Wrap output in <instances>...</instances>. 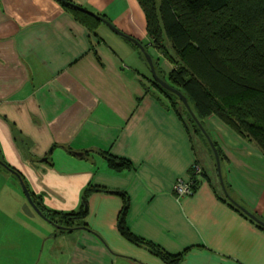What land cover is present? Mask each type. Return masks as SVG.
Here are the masks:
<instances>
[{
  "label": "crops",
  "instance_id": "0c3cea01",
  "mask_svg": "<svg viewBox=\"0 0 264 264\" xmlns=\"http://www.w3.org/2000/svg\"><path fill=\"white\" fill-rule=\"evenodd\" d=\"M69 1L141 43L165 75L172 70L152 46L137 0ZM132 44L102 22L90 30L57 0H0V160L46 209L87 208L86 226L56 231L43 218L39 225L24 194L27 202L13 196L14 216H22L13 233L0 230V261L9 252L15 260L4 264H166L118 231L127 202L128 230L181 254L179 264H264V229L226 201L214 157L152 85ZM203 125L222 153L229 195L264 221V153L216 116ZM103 153L132 167L112 171ZM194 164L203 169L194 193L176 198L174 182L188 180Z\"/></svg>",
  "mask_w": 264,
  "mask_h": 264
},
{
  "label": "trees",
  "instance_id": "16d2710c",
  "mask_svg": "<svg viewBox=\"0 0 264 264\" xmlns=\"http://www.w3.org/2000/svg\"><path fill=\"white\" fill-rule=\"evenodd\" d=\"M57 1L90 30L94 31L101 23L93 17V13L69 0ZM137 1L144 13L146 32L152 46L173 65L172 70L165 75L153 61L157 76L186 97L203 127L206 118L216 116L240 136L254 142L264 153V0ZM166 41L170 44L174 58L167 51ZM132 45L146 61L139 48ZM150 81L174 108H181L182 114L213 156L206 137L180 99L155 82L152 76ZM213 143L222 165V153L217 144ZM102 155L112 171L121 172L132 167L130 161L124 158L109 153ZM0 166L12 172L17 179L21 178L19 172L1 160ZM196 178H193L194 189L197 187ZM223 183L226 193L232 199L224 178ZM89 191L84 193V200ZM29 194L42 215L40 217L53 224L56 231L59 227L71 230L73 227L86 226L85 201L78 211L62 214L46 209L32 193ZM226 201L242 212L229 199L226 198ZM126 204L118 218L117 228L120 234L132 243L145 244L166 264H179L183 257L181 254H167L154 244L140 240L128 230L124 222ZM256 224L264 229V226Z\"/></svg>",
  "mask_w": 264,
  "mask_h": 264
},
{
  "label": "water",
  "instance_id": "95a60500",
  "mask_svg": "<svg viewBox=\"0 0 264 264\" xmlns=\"http://www.w3.org/2000/svg\"><path fill=\"white\" fill-rule=\"evenodd\" d=\"M93 17L97 18L98 20H100L103 24H105L108 28H110L115 34L129 40L130 42H132L135 46H137L139 48V50L143 53L146 62L148 64V67L150 69V74L153 78V80L155 82H157L160 86H162L164 89L174 93L182 102V104L186 107V109L188 110V112L190 113V115L192 116L193 120L196 122V124L198 125V127L200 128L201 132L204 134V136L206 137L209 146L213 152V156L215 159V164H216V169H217V174H218V179L220 182V185L222 187V190L224 192V195L226 196L227 199L230 200V202L234 203L244 214H246L250 219H252L253 221H255L256 223L260 224L261 226H264V221H261L260 219H258L255 215H253L252 213H250L248 210H246V208L238 205L236 202H234L232 199H230V197L228 196V194L225 191L224 188V183H223V178H222V173H221V165H220V158L218 155V152L216 150V147L214 146V143L212 141V139L210 138V136L208 135L207 131L205 130V128L200 124V122L198 121L196 115L193 113V111L191 110L188 101L186 99V97L177 89L171 87L167 82H165L164 80H162L160 77L157 76L155 68H154V64H153V60L151 58V56L146 52L145 48L134 38L129 37L125 34H123L122 32H120L116 27H114L110 22H108L106 19L96 15V14H92ZM79 156H82L81 153L78 154ZM43 161H47V158H44ZM19 185L21 187V190L23 191V194L25 195L28 203L30 204V206L34 209V211L42 217L40 211L34 206L32 199L30 197L29 191L26 188L25 184L23 183L22 179L19 178Z\"/></svg>",
  "mask_w": 264,
  "mask_h": 264
},
{
  "label": "rangeland",
  "instance_id": "374dc122",
  "mask_svg": "<svg viewBox=\"0 0 264 264\" xmlns=\"http://www.w3.org/2000/svg\"><path fill=\"white\" fill-rule=\"evenodd\" d=\"M172 54H173V52H172ZM182 108H184V110H185V107L183 105H182ZM5 176H8V175H5V173L0 171V192L3 189L2 187H4V190H5L3 192V194H1V196H0V216H5V219H3V217L1 219V217H0V230L2 227L3 228L8 227L7 232L10 231L11 233H13L15 230V227L18 223L17 221L19 219L21 220L22 214L19 213L18 218H16L14 216V214L18 212V210L16 209V208H18V202L16 201V199H12V198L15 195H19L21 202H27V201L23 195V192L21 191V189L19 187V184L17 182H15V180L10 178L9 176L7 178ZM14 186H15V188H14ZM14 190H16V193ZM12 191H14V193H12ZM31 208L32 207L28 204V210H31L33 212V210ZM38 218H39V220H38L39 225L45 224V222L43 221V219L41 217L38 216ZM5 222L7 223V225H3ZM36 227L39 229V232H38L39 236H41V234L44 233L43 227H41V226L39 227L38 225ZM46 247H47V245L44 246L45 249H46ZM40 248H41V245H40ZM1 256H2V261H0V264H4L5 261L7 263L8 260L9 261L12 260L13 262L15 260V255L9 254V252H6L5 254H4V252H1Z\"/></svg>",
  "mask_w": 264,
  "mask_h": 264
},
{
  "label": "built area",
  "instance_id": "2783aa9c",
  "mask_svg": "<svg viewBox=\"0 0 264 264\" xmlns=\"http://www.w3.org/2000/svg\"><path fill=\"white\" fill-rule=\"evenodd\" d=\"M203 172L202 167L199 164H194L192 166V176L188 180L177 179L172 187V193L176 198H181L184 196H191L194 189V179L197 176L201 175Z\"/></svg>",
  "mask_w": 264,
  "mask_h": 264
}]
</instances>
